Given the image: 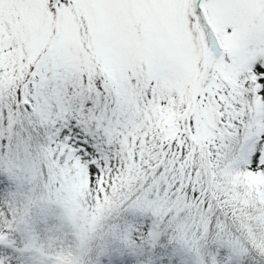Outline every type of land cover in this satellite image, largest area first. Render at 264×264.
Wrapping results in <instances>:
<instances>
[{
	"label": "snow or ice",
	"instance_id": "1",
	"mask_svg": "<svg viewBox=\"0 0 264 264\" xmlns=\"http://www.w3.org/2000/svg\"><path fill=\"white\" fill-rule=\"evenodd\" d=\"M0 264H264V0H0Z\"/></svg>",
	"mask_w": 264,
	"mask_h": 264
}]
</instances>
